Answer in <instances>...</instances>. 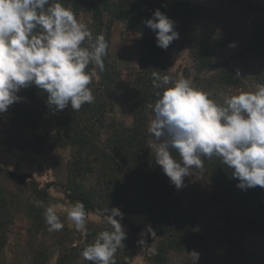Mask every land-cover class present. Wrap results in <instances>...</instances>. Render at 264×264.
<instances>
[{
  "label": "trees",
  "instance_id": "trees-1",
  "mask_svg": "<svg viewBox=\"0 0 264 264\" xmlns=\"http://www.w3.org/2000/svg\"><path fill=\"white\" fill-rule=\"evenodd\" d=\"M231 5L250 3L251 0H227ZM76 16L87 7L88 0H61ZM92 12L91 31L93 36L103 34L108 44V54L103 58L104 70L95 67L97 75L89 85L95 100L84 104L78 111L70 107L61 111L50 108L47 94L35 86L22 89L20 95L30 107L14 103L6 112L11 118L22 122L38 133L48 128L38 138L42 145H56L74 149L68 165L67 182L63 186L71 204L82 202L89 213L98 215L107 208L123 207L124 214H142L147 217L151 228L162 239L149 258L150 264H168L171 253H199V264H264V255L246 253V234H264V188L259 186L242 190L238 180L231 178V169L218 158H203L205 174L213 185L208 198L196 194L195 201L184 208L182 198L177 196L169 178L155 163L148 134L150 116H154L149 104L154 105L159 89L153 87V73L168 75L169 56L167 51L185 48L189 51L197 80L204 73L220 69L218 58L228 39L208 35L200 30L199 20L204 7L189 0H97L90 3ZM175 21L179 38L165 50L157 46L156 34L144 23L157 10ZM252 22L249 43L244 53L264 60V14L258 8ZM115 22L124 24L138 34V72L127 81L121 79L119 69L110 63V44ZM94 66H89L92 70ZM218 81L230 87L240 84V78L227 67L216 75ZM174 81V80H172ZM264 84V74L257 78ZM126 99L132 112L131 126H124L115 119L108 120L113 103ZM175 155V153H173ZM11 179L30 186L34 202L17 203V197L0 186V250L7 244V232L13 222V208L24 207L27 216L40 229L45 220L43 211L48 206L50 186L40 187L34 180L27 182V175H19L0 168ZM95 174L98 185L87 189L83 177ZM37 202H43L44 207ZM213 205H220L218 214L205 226L202 220L209 216ZM119 219V218H118ZM105 227L103 230H105ZM32 231V230H31ZM215 231L226 246L222 260L215 263L210 258L208 236ZM98 233L90 228L80 247L84 248ZM139 236L125 239L115 253L116 264H130L138 255L141 244ZM122 256V257H121ZM56 264H64L59 257ZM88 264L92 262L88 261Z\"/></svg>",
  "mask_w": 264,
  "mask_h": 264
},
{
  "label": "clouds",
  "instance_id": "clouds-1",
  "mask_svg": "<svg viewBox=\"0 0 264 264\" xmlns=\"http://www.w3.org/2000/svg\"><path fill=\"white\" fill-rule=\"evenodd\" d=\"M144 23L162 49L179 38L175 21L159 9ZM107 54L104 35L93 36L61 0H0V114L31 86L47 94L46 103L55 111L70 107L75 112L92 104L89 85L97 75L95 67L104 70ZM153 87L159 91L155 104L148 105L154 112L148 127L154 139L151 148L155 163L176 189L185 186L193 169L203 168V158H218L242 190L264 188V84L223 96L222 102L185 78L172 81L154 72ZM97 214L108 227L81 255L92 264H116L115 253L127 237L121 223L124 213L113 207ZM89 215L78 201L67 209L66 219L80 232L86 230ZM44 218L49 232L64 228L55 206L45 207ZM147 231L155 238L150 225ZM190 256L197 264L199 253Z\"/></svg>",
  "mask_w": 264,
  "mask_h": 264
},
{
  "label": "rangeland",
  "instance_id": "rangeland-1",
  "mask_svg": "<svg viewBox=\"0 0 264 264\" xmlns=\"http://www.w3.org/2000/svg\"><path fill=\"white\" fill-rule=\"evenodd\" d=\"M88 1L87 7L76 17L92 30V12L89 4L96 3L97 0ZM189 1L205 8L204 14L199 20L202 32L228 39V44L222 49L217 62L219 67L229 68L241 80L239 86L236 87L220 83L216 75L221 68L201 74L197 80L189 51L181 47L167 51L169 56L168 73L171 80L188 79L197 88L221 102L223 96L238 91H254L260 85L257 78L264 74V60L244 53V51L250 40L253 19L258 12L254 8L258 6L262 10L261 15H263L264 0H251L250 3L237 5H231L227 0ZM140 39L138 34L128 29L124 24L114 23L109 59L110 63L119 69L123 81L131 79L138 72V43ZM20 96L21 100L17 103L30 107L31 104L22 95ZM107 117L108 120L115 119L121 125L131 126L130 102L126 99L114 102L112 111L107 114ZM153 119L154 116L151 115L149 126ZM47 132L53 133V129L48 128L36 133L22 122L11 118L7 113L0 114V168L19 175H27V182L34 180L40 187L49 185L48 206H55L61 221L64 222V228L61 231L49 232L46 223L38 229L33 220L27 216L24 207L15 206L13 222L7 232V244L0 250V264H56L59 257L64 258V264H88L80 251L88 229L99 233L108 227L104 218L92 213L89 215L85 231H76L74 225L67 221V209L73 204L66 198L63 186L67 182L68 165L74 155V149L40 144L38 138L45 136ZM153 142L154 139L149 141L150 148ZM151 150L155 154V150L152 148ZM192 171V175L185 177L183 188L178 190L173 185L176 195L182 198L181 204L184 208L195 201L196 194H204V197L208 198L213 191L212 182L202 171L199 169ZM82 184L88 190L97 188L98 181L95 174L83 177ZM0 186L11 191L17 197V203L34 202L31 187L11 179L1 169ZM119 209L122 212L124 210L123 207H119ZM219 211L220 205H213L207 219L202 220V225L205 226L212 219V215H217ZM121 223L127 233V240L139 236L145 241V244L141 245L138 255L130 264H150L149 258L153 254L152 249H155L162 238L152 228L155 238L151 232L147 231L149 223L145 215L124 214ZM215 234L217 233L213 231V234L208 236L207 245L210 249L211 260L218 263L226 252V246ZM94 241L95 239L92 240V242ZM243 243L246 253L264 255V234H246ZM168 264H196V260L189 253L173 252L168 256Z\"/></svg>",
  "mask_w": 264,
  "mask_h": 264
}]
</instances>
